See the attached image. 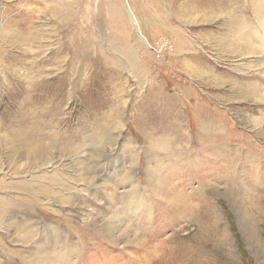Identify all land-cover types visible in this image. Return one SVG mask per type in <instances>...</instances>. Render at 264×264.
<instances>
[{"label":"rangeland","instance_id":"rangeland-1","mask_svg":"<svg viewBox=\"0 0 264 264\" xmlns=\"http://www.w3.org/2000/svg\"><path fill=\"white\" fill-rule=\"evenodd\" d=\"M109 1L116 7L103 8L102 19L96 7L72 21L106 55L105 64L86 61L85 85L62 94L53 85L26 98L0 91V264H264L262 17L249 9ZM112 14L127 32L129 58L109 41ZM36 26L43 69L71 68L51 61L60 36L52 35L49 15ZM235 31L253 36L252 51L236 46ZM36 127L42 136L35 140L49 147L42 163L18 152L23 136H4ZM231 186L237 200L225 194ZM185 195L195 207L178 217L173 203ZM116 213L119 220L109 221ZM120 219L130 226L127 237Z\"/></svg>","mask_w":264,"mask_h":264},{"label":"bare ground","instance_id":"bare-ground-1","mask_svg":"<svg viewBox=\"0 0 264 264\" xmlns=\"http://www.w3.org/2000/svg\"><path fill=\"white\" fill-rule=\"evenodd\" d=\"M134 1L137 4L140 3L142 5H147V7L163 6V7L181 9L184 7L195 8V7L212 6L215 8H221L227 10L229 8L242 9V10L249 9L250 12L252 11L255 17L257 18L262 17L261 22L262 23L264 22L263 21L264 8L261 7V3H263L264 1L262 2V0H206L205 2H203L202 0H134ZM0 7L5 8V11L0 12V20L1 17L4 16V18L6 17L5 22L7 23L6 26L3 28H1L0 26V91L1 92L3 91V89L6 90L16 89V93L14 94V96L16 97L23 96V98H26L32 93V91L39 89L42 90L43 88L57 85V88L61 91L62 94L63 89H66L67 85H71L74 88L80 87L82 85H85V83L87 82L86 80L88 78L90 79V72L85 71V69L83 68L87 60L95 58L96 60L101 59V62L102 61L104 62V58L106 57V55L104 54L102 45L99 43V41H97L95 35L92 34L90 31L86 36H83V34L81 35L80 23L75 24V22L72 21H76V20L82 21L88 19V17H86V15L83 14L84 10L87 8L92 9L96 7H97L96 9H99L100 11L97 17L101 16L102 19V14L104 10L103 8H108V11H110L112 10L113 7H116L113 4V1L110 2L109 0L107 1L106 0H0ZM11 10H14L15 12L13 18L9 13ZM245 13L246 12L243 11L241 15L245 16ZM45 15H49V21L52 23V28H53L52 35L60 36L59 46L57 47V50L55 49L56 51L54 50L55 56L51 58V61L54 63L66 62L68 65L72 66L71 68H66L65 70H62L60 68L61 72L58 73H56L55 72L56 70L54 69L45 71L43 69V66H41L42 64H40V62L37 61V52L35 47L37 45V42L41 40L40 33L42 32V29L38 28V26H36V23H38L39 19H43ZM237 15L238 16L240 15L239 12L236 15L232 14L231 16L232 19L234 20L238 19ZM121 16L122 18H124L126 17V14L122 12ZM114 19L116 20V16L112 14V20L111 21L108 20L109 26L111 27V31H112L111 35L109 36V41H111L112 44L117 43L119 50L122 51V53L127 58H129L131 51H130V46L127 43L129 42L127 41L126 38L127 32L126 30L118 31V29L116 28V21ZM103 23L105 22L103 21ZM130 23L131 22H129V24ZM70 25H72V28L65 27V26L70 27ZM232 35L235 38L234 40L238 43L237 44L235 42L236 46L239 45L238 47L241 51L253 50V48L250 47L251 46L250 39L253 38L252 35H250L245 31H235ZM91 43H96L97 45L96 48L94 47L96 49L95 51V55L97 54L96 56H94V50L91 51L90 49ZM19 49L20 51H18ZM70 74H73V77L71 79L68 78ZM50 76L57 78L58 80L56 82L50 83L48 82V77ZM40 77H42L43 80L39 81L38 78ZM59 90L50 92L49 97L57 98L60 95ZM53 124L54 123L49 122L47 123V126L52 127ZM38 128L39 127L31 129L30 132H28L26 128L8 129L9 134L5 133L4 135L6 136L5 137L6 139L8 138L7 140H10L12 142L16 140L17 135L23 136L19 140V144H21L22 148L18 150V152L21 154L23 158H27L34 163L44 162L46 159V157L44 156L46 155L47 152H49L48 146L43 144L40 140L39 141L35 140V136L36 137L42 136V134L36 135L35 131H33ZM209 130L212 131L213 129L211 128ZM1 138L2 136L0 135V139ZM157 146L168 148L169 145H167L165 141H161L158 143ZM228 158L231 159L233 158V156L229 154ZM46 163L48 164V162ZM54 164L55 163L49 162V165L47 167L48 168L53 167V169H55L57 165ZM43 178H46V176ZM160 190L163 191L164 189L161 188ZM234 192H235L234 186H231L226 188L225 194L230 198L232 197L235 200H237L238 196L236 197ZM186 198L187 195H185V197H183V199L181 200L180 199L175 200V202L173 203V204H177L176 209L178 210L177 211L178 217L181 216L190 217L193 208L195 207V205L187 201ZM203 200L205 202L207 201L205 197L203 198ZM151 216L152 215L146 213L147 223L149 222L151 223V219H150ZM193 218L197 219L196 213L193 214ZM116 220H119V215L117 213L112 215L111 218H109V221H116ZM119 225H121L120 227L124 226L122 219H120ZM129 227L130 226L125 227L124 233L121 234L122 237H127V233L129 232ZM143 229L144 228H142L141 231L144 232L145 230L146 232L148 229L151 228L147 226L146 227L147 230L146 229L143 230ZM103 230L108 231V233H110L115 231L116 227L110 228L109 226L103 225ZM150 243L151 240H149L148 237H145L142 238L140 244L147 246Z\"/></svg>","mask_w":264,"mask_h":264}]
</instances>
